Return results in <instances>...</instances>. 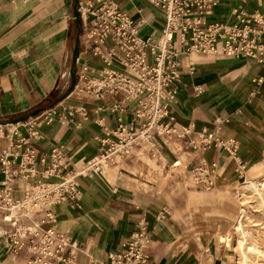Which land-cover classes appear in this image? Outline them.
Returning a JSON list of instances; mask_svg holds the SVG:
<instances>
[{"label":"crops","instance_id":"0c3cea01","mask_svg":"<svg viewBox=\"0 0 264 264\" xmlns=\"http://www.w3.org/2000/svg\"><path fill=\"white\" fill-rule=\"evenodd\" d=\"M78 1L84 0H0V122L17 124L26 134L20 121L42 108L59 101L84 106L86 119L76 113L75 122L70 125L57 119L39 122V136L32 140L39 156L59 146L73 161L94 156L98 150L97 137L115 128L118 117L125 123L131 122L128 110L122 113L108 110L110 99L95 100L68 93L71 71L84 64L95 74L105 64L90 52L89 44L78 33L72 18ZM115 1L137 23L141 37H159L165 22L160 8L146 0ZM237 9L264 15V0H220L207 18L231 22ZM109 66L123 70L116 62ZM179 70L169 112L174 120L192 123L196 129L216 128L224 137L234 136L239 141L241 160L245 164L258 160L264 151V64L251 57L206 60L187 55L182 56ZM259 76L261 80L256 81ZM195 85L201 86L200 92L194 90ZM5 144V137L0 136V148ZM170 144L176 147L175 151ZM151 145L158 153L155 150L150 155L155 157L157 153L161 158L162 171L171 162L175 165L182 153L188 154L183 168L171 172L173 181L187 177V168L200 156L216 161L218 186L239 176L231 158L220 149L209 147L198 153L160 138ZM141 146L135 147L126 160L108 167L103 175L79 177L82 192L79 206L68 201L51 206L56 215L54 226L67 231L81 249L76 264H85L89 257L106 260L108 251L119 249L139 221L147 222L151 232L146 264H191L193 258L199 260L198 264H205L204 256L192 254L188 248L184 251L175 240L179 232L168 216V209L177 195H168L172 201L169 202L163 191H157L154 182L132 177L129 167L134 162L135 150ZM156 172L149 174L158 178ZM1 176L0 173V179ZM14 186L15 195L19 196L23 183L16 182ZM26 258L25 252H7L0 234V264H25Z\"/></svg>","mask_w":264,"mask_h":264},{"label":"built area","instance_id":"2783aa9c","mask_svg":"<svg viewBox=\"0 0 264 264\" xmlns=\"http://www.w3.org/2000/svg\"><path fill=\"white\" fill-rule=\"evenodd\" d=\"M146 1L165 16L157 39L141 37L137 23L115 0L78 1L74 7L72 18L78 33L105 64L95 74L84 64L74 69L68 93L110 99L109 111L131 113V122L118 117L115 128L97 137L94 156L73 161L59 146L39 156L32 142L39 136V122L57 119L70 125L76 113L88 117L84 106L59 101L42 108L20 121L26 134L17 124L0 122V136L6 139L0 148V234L7 252L27 254L25 264L77 263L81 249L67 231L54 226L56 215L51 206L64 201L79 206V177L103 175L144 142L154 144L160 138L198 153L209 147L220 149L231 158L239 176L245 171L237 138L221 136L216 128L196 129L192 123L176 122L169 112L182 56L251 57L264 64V15L237 9L231 22L209 21L208 15L220 0ZM112 62L123 70L110 67ZM260 80L259 76L256 81ZM194 90L200 92L201 86L195 85ZM187 169L195 188L217 185L216 161L200 156ZM16 182L23 183L19 196L15 195ZM150 241L147 222L139 221L119 249L108 251L106 260L89 257L85 264H146Z\"/></svg>","mask_w":264,"mask_h":264},{"label":"rangeland","instance_id":"374dc122","mask_svg":"<svg viewBox=\"0 0 264 264\" xmlns=\"http://www.w3.org/2000/svg\"><path fill=\"white\" fill-rule=\"evenodd\" d=\"M191 56L206 60L221 58L204 53H194ZM169 147L174 151L176 149L172 144ZM155 150L158 153L155 146L142 143L141 149L135 150L134 162L129 170L133 178L140 176L142 180L149 179L151 184L154 182L157 191H163L167 198L168 195H177L168 209V216L179 232L175 240L184 251L188 248L192 254L204 256L205 264H264V151L254 163L247 162L242 176L236 177L231 183L199 189L193 186L189 175L181 181L172 180L171 172L177 173L183 168L187 153L178 157L177 165H172L171 162L162 171L161 158L157 153L155 157L150 155ZM146 170L157 171L158 178H154L153 173L149 174ZM249 181L256 185L263 184L258 187L259 193L246 187ZM148 187L151 188L150 185ZM181 193L184 197H181ZM169 202L172 201L169 199ZM238 220L247 233L242 248L245 256H242L237 244L242 236L240 230L235 228ZM251 244L256 250L247 251L246 246ZM195 263H199L197 258L191 261V264Z\"/></svg>","mask_w":264,"mask_h":264},{"label":"bare ground","instance_id":"6f19581e","mask_svg":"<svg viewBox=\"0 0 264 264\" xmlns=\"http://www.w3.org/2000/svg\"><path fill=\"white\" fill-rule=\"evenodd\" d=\"M175 165H177L178 164V161H176L175 163H174ZM263 184L261 183V184H255V183H253V182H251V181H249L248 183H247V185H246V187L247 188H250L252 191H255L254 193H259L258 192V187H260V186H262ZM246 188V189H247ZM259 195V194H258ZM260 196V195H259ZM261 197V196H260ZM262 199V198H261ZM259 200V199H258ZM263 203V202H262ZM264 205V204H263ZM242 223L240 222V220H238V222H237V224H236V229L237 230H240L239 232H240V234L242 235L241 236V238L240 239H238L237 240V244H238V246L241 248V254H242V256H245V253H244V251H243V245L245 244V240H246V236H247V233L243 230V228H242ZM246 250L247 251H253V250H256V247L254 246V245H247L246 246Z\"/></svg>","mask_w":264,"mask_h":264},{"label":"water","instance_id":"95a60500","mask_svg":"<svg viewBox=\"0 0 264 264\" xmlns=\"http://www.w3.org/2000/svg\"><path fill=\"white\" fill-rule=\"evenodd\" d=\"M71 78H72V84H71V87H72V85H73V83H74L73 71H71ZM70 89H71V88H70Z\"/></svg>","mask_w":264,"mask_h":264}]
</instances>
